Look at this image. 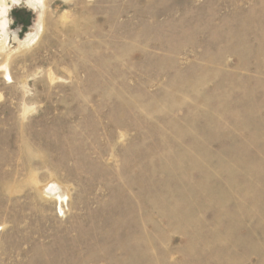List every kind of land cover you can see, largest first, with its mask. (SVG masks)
Listing matches in <instances>:
<instances>
[{
    "label": "rangeland",
    "instance_id": "obj_1",
    "mask_svg": "<svg viewBox=\"0 0 264 264\" xmlns=\"http://www.w3.org/2000/svg\"><path fill=\"white\" fill-rule=\"evenodd\" d=\"M39 15L0 71V264H264V0Z\"/></svg>",
    "mask_w": 264,
    "mask_h": 264
},
{
    "label": "bare ground",
    "instance_id": "obj_2",
    "mask_svg": "<svg viewBox=\"0 0 264 264\" xmlns=\"http://www.w3.org/2000/svg\"><path fill=\"white\" fill-rule=\"evenodd\" d=\"M22 3L33 8V10H35L36 12H39V18L44 12V9H46L47 7V0H0V56L1 58L4 57L5 59L4 63L0 64V71L6 73L5 75L7 77H10L9 61L12 55V51L10 50V44L8 43L10 24L9 15L11 10L15 6H18ZM40 24L41 23L39 19V21L33 24L31 31L27 33L25 39L23 40H19V37L15 35L14 39L15 41H18V44L20 46V48L15 50H22V48H26L31 44V42L35 39L40 27H43ZM39 191H41L40 194L42 193L45 196L47 194L51 197V199L56 198L59 201H62V199H65L64 197L67 196V193L66 191H64V188L62 189L59 184L55 181H52L47 185L43 186Z\"/></svg>",
    "mask_w": 264,
    "mask_h": 264
}]
</instances>
